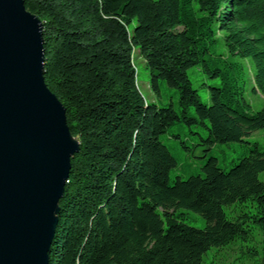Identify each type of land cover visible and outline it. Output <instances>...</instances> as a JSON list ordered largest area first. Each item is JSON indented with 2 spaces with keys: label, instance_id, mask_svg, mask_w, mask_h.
Here are the masks:
<instances>
[{
  "label": "trees",
  "instance_id": "obj_1",
  "mask_svg": "<svg viewBox=\"0 0 264 264\" xmlns=\"http://www.w3.org/2000/svg\"><path fill=\"white\" fill-rule=\"evenodd\" d=\"M23 3L42 23L44 82L79 143L48 264H202L210 248L245 236L249 220L262 233L255 264H264V148L247 140L264 129V107L250 112L241 62H253L252 92L264 97V0ZM136 57L150 89L166 85L176 105L145 101ZM194 66L219 82L208 87L209 106L191 86ZM175 124L200 125L211 145L249 148L228 169L211 156L201 172L171 179L178 163L161 136ZM247 202L250 213L227 217L225 207ZM185 212L205 226L185 224Z\"/></svg>",
  "mask_w": 264,
  "mask_h": 264
},
{
  "label": "water",
  "instance_id": "obj_2",
  "mask_svg": "<svg viewBox=\"0 0 264 264\" xmlns=\"http://www.w3.org/2000/svg\"><path fill=\"white\" fill-rule=\"evenodd\" d=\"M42 23L0 0V264H48L79 143L43 78Z\"/></svg>",
  "mask_w": 264,
  "mask_h": 264
},
{
  "label": "rangeland",
  "instance_id": "obj_3",
  "mask_svg": "<svg viewBox=\"0 0 264 264\" xmlns=\"http://www.w3.org/2000/svg\"><path fill=\"white\" fill-rule=\"evenodd\" d=\"M221 50H224V48L221 47ZM136 59L137 85L145 101L153 103L157 107L166 106L170 103L176 105V97L166 85L160 86V94H155L150 89L148 70L141 58L136 57ZM241 62L246 67L248 75L244 95L245 100L250 106V112L259 111L264 107V97L252 92L253 62L250 59H243ZM187 75L192 88L196 90L200 100L209 106L208 87L218 85V80L206 78L200 66H194L189 69ZM190 113H193L192 108ZM182 125L175 124L161 136V141L170 148L178 163L177 167L170 172L171 179L175 176L186 178L189 175L201 172V166L211 156L217 158L221 168L228 169L231 162L236 161L242 154L247 153L249 148L248 145L242 143L208 144L201 141L198 137V135L201 138L206 137V130L200 125H191L190 127L185 124ZM189 131L196 134H191ZM173 135H178L179 139ZM247 140L256 144L262 150L264 148V129L252 132ZM258 179L264 183V173L258 174ZM252 210L251 202L237 203L224 208L227 217L230 219H236L242 214L250 213ZM185 214V224L199 229L205 226V221L200 215L191 212H185ZM244 226L246 229L245 236L232 241L226 246L210 248L202 256V264H255L259 262L262 257V233L251 220Z\"/></svg>",
  "mask_w": 264,
  "mask_h": 264
}]
</instances>
